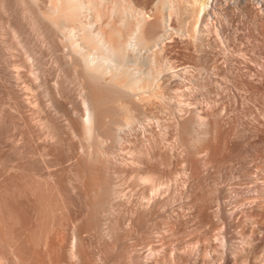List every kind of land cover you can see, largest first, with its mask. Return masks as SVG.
<instances>
[{
    "label": "bare ground",
    "instance_id": "bare-ground-1",
    "mask_svg": "<svg viewBox=\"0 0 264 264\" xmlns=\"http://www.w3.org/2000/svg\"><path fill=\"white\" fill-rule=\"evenodd\" d=\"M0 264H264V0H0Z\"/></svg>",
    "mask_w": 264,
    "mask_h": 264
},
{
    "label": "rangeland",
    "instance_id": "rangeland-1",
    "mask_svg": "<svg viewBox=\"0 0 264 264\" xmlns=\"http://www.w3.org/2000/svg\"><path fill=\"white\" fill-rule=\"evenodd\" d=\"M179 62H176V64H178Z\"/></svg>",
    "mask_w": 264,
    "mask_h": 264
}]
</instances>
